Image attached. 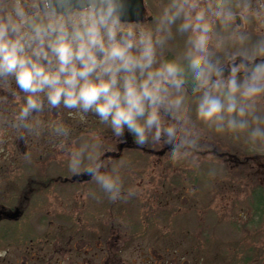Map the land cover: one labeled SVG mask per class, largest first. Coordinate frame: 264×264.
<instances>
[{
    "label": "clouds",
    "instance_id": "clouds-1",
    "mask_svg": "<svg viewBox=\"0 0 264 264\" xmlns=\"http://www.w3.org/2000/svg\"><path fill=\"white\" fill-rule=\"evenodd\" d=\"M140 2L0 0V104L17 105L0 120L22 137L51 133L70 172L112 201L135 189L97 136L73 139L64 113L163 144L173 161L198 155L202 129L264 146V0H165L156 16Z\"/></svg>",
    "mask_w": 264,
    "mask_h": 264
},
{
    "label": "flooded vegetation",
    "instance_id": "flooded-vegetation-1",
    "mask_svg": "<svg viewBox=\"0 0 264 264\" xmlns=\"http://www.w3.org/2000/svg\"><path fill=\"white\" fill-rule=\"evenodd\" d=\"M143 5L144 12L151 13L152 16L158 15L157 6L160 5L153 6V0H143ZM176 39L182 41L180 37ZM172 54L173 51L166 50L164 55ZM15 107L16 104H0V116ZM55 115L42 114L46 121L55 119ZM62 118L70 125L73 139L91 133L102 141V158H113L112 162L120 167L124 189L134 188L135 195L112 201L83 171L79 175L57 172V168L69 170L68 166L62 168L64 165L61 163L62 160H69V155L57 148L58 139L55 136L45 130L39 136L25 134L22 137L23 130L17 132L0 120V183L9 181L6 178L8 170H20L23 174L17 176L22 180L19 186L25 182L28 188L19 187L16 203L12 206L4 203L8 201L6 193L2 191L0 194V264H151L152 253H142L137 258V255L134 257L131 253L124 257L122 251L134 248L153 250L158 242L145 243L136 240L138 234H145L151 228L150 224L155 221L167 219L175 223L176 218H183L185 214L198 219L206 202L201 198L202 186H213L216 175L212 173H216L217 165L209 163L201 166L197 165L199 163L179 160L178 166L170 167L171 163L163 162L162 178L157 181V177L151 178L165 189H162L163 195H148L150 198L146 201H138L137 196L146 185L144 178L149 173L156 175L154 168L147 172L154 163L121 162L124 154H133V158L141 153L164 157L166 147L163 145L160 150L147 146L140 148L127 133V142H121L113 137L110 128L100 124L92 115L81 120L70 118L64 113ZM251 157L255 160L262 156L258 153L247 156L244 160L232 157L230 162H237L233 165L234 168L241 165L244 167L243 164ZM31 168L35 172L29 176L27 170ZM204 172H208L212 180ZM262 182L264 183V178ZM8 183L6 190L12 188ZM59 187L65 188L67 193L57 192L62 189ZM54 188L57 191L50 197L70 204V210L65 215L41 208L40 203L45 192ZM153 198L158 207L143 217L139 212L141 202L151 201ZM33 200L35 203L39 202L36 205L37 210L33 211V216L28 217L27 208ZM189 200L192 204L187 208L185 205ZM18 209L19 215L14 218ZM178 228L184 230L183 220ZM164 247L172 248L169 243ZM14 248L18 250L17 257L10 254L11 251L14 252Z\"/></svg>",
    "mask_w": 264,
    "mask_h": 264
},
{
    "label": "rangeland",
    "instance_id": "rangeland-1",
    "mask_svg": "<svg viewBox=\"0 0 264 264\" xmlns=\"http://www.w3.org/2000/svg\"><path fill=\"white\" fill-rule=\"evenodd\" d=\"M163 2H165V0H153V6L160 5ZM157 8L159 9V6H157ZM252 30L253 26L250 25V31ZM253 34H255V32ZM182 47L183 42L176 39L170 41L166 50L177 53ZM147 147L160 150L163 144L149 145ZM258 153L262 157L255 158V160L252 157L247 159V163L243 164L244 167L241 165L239 167L235 166L234 168L233 165L237 162H230V160L232 161V157L237 160H244L245 157L257 155ZM30 156L31 154L28 155V157ZM133 156V154L129 153L124 154L121 162L135 161L141 163L145 161L154 163V165H152L154 167L150 165L147 172L154 168L155 170H153V172L156 173V175L153 176L149 173L147 174L148 176L144 178V183H146V185L139 192L137 200L146 201L150 198L148 195L162 196V189H165L158 185V182L151 180V178L157 177L156 181L162 178L163 170L161 168L163 165L161 163L169 162L171 163L170 167H174L178 166L177 162L179 160L173 161L168 152L165 153L164 157L151 156L150 154L145 155L142 153L138 154L135 158H133ZM182 161L193 164L199 163L197 165L201 166L209 163L217 165L216 173H212L216 175L213 186L208 184L202 186L201 198L209 204L204 203L202 206V213L198 216L199 227L195 223L188 225L191 231L190 233H193V238L194 235L197 236L195 240L193 239L194 246L197 248L192 246V241L190 242L188 238L189 235L186 234L185 231L180 235L175 234L167 236L161 233L165 231L162 226L163 223L155 221L153 224L159 225V227L155 226L154 231L151 229L152 231L146 233L144 237L138 236L136 241L145 243H150L152 241H170L174 239L177 240L180 236H183L181 247L177 249H164V245L168 243L165 242L156 244L153 250H135V248L123 250L124 257H128L131 253L132 256L135 257V255H137V258H139V255L142 253L147 255L152 253L154 257L151 264H264V205L261 208L262 212L256 211V202L252 199L253 193L260 188V183L264 185L262 182L264 178V167H260L262 164L264 165V146L254 148L246 143L243 138H238L231 134L220 135L207 129H202L198 155L194 157L190 156ZM61 163L64 165L62 168H66V166H68V159L62 160ZM27 172L30 176L33 175L35 171L31 168V170H27ZM57 172L66 173L70 172V170L57 168ZM189 172L190 170L188 169L187 173ZM20 173H22L20 170H8L6 178L9 180V183H0V194L2 191L6 193V200L8 199V201L4 203H8L10 206L16 203V197L20 191L19 187H26L24 181V184L19 186L22 180L15 178L19 176ZM204 173L212 180L208 172ZM7 183L12 185V188L9 187V190L5 188ZM156 183L158 186L155 185ZM56 189L57 188L52 190L49 189V191L45 192L41 200L42 203H40L42 206L41 208L65 215L68 209L70 210V204L64 203L61 200H56L55 197H50L56 193ZM65 190V188H62L61 191L58 190L57 192L66 194L67 191ZM255 196L257 197L259 195L255 194ZM154 199L155 198L143 203L141 202L142 207L139 208V212L143 217H146L153 209L158 207L157 204L153 202ZM189 201L190 202L185 205L187 208L192 204V201ZM37 203L39 202L35 203L34 200L29 203L27 208L28 217L33 216V211L37 210ZM187 217L191 216L187 215L186 218ZM180 223H182V221H180ZM169 228L168 226L166 229ZM166 237L169 238L167 240H162V238ZM171 246L174 247L176 245L173 244ZM13 251L14 252L11 251L10 254L17 257V248H14Z\"/></svg>",
    "mask_w": 264,
    "mask_h": 264
},
{
    "label": "trees",
    "instance_id": "trees-1",
    "mask_svg": "<svg viewBox=\"0 0 264 264\" xmlns=\"http://www.w3.org/2000/svg\"><path fill=\"white\" fill-rule=\"evenodd\" d=\"M257 192V191H256ZM259 192V191H258ZM255 194V193H254ZM254 196V195H253ZM256 196H254V199H253V197H252V199H253V201H255L256 202V206H255V210L256 211H260L261 210V208L263 207V205H264V195L261 193V192H259V196H257L256 198H255Z\"/></svg>",
    "mask_w": 264,
    "mask_h": 264
},
{
    "label": "water",
    "instance_id": "water-1",
    "mask_svg": "<svg viewBox=\"0 0 264 264\" xmlns=\"http://www.w3.org/2000/svg\"><path fill=\"white\" fill-rule=\"evenodd\" d=\"M136 7V4L134 3V5H133V8H135ZM139 7H140V9H141V12L143 13V6H142V0H141V2H140V4H139ZM133 19H135V16H133ZM18 215H19V213H18V211L14 214V218H16V217H18Z\"/></svg>",
    "mask_w": 264,
    "mask_h": 264
},
{
    "label": "bare ground",
    "instance_id": "bare-ground-1",
    "mask_svg": "<svg viewBox=\"0 0 264 264\" xmlns=\"http://www.w3.org/2000/svg\"><path fill=\"white\" fill-rule=\"evenodd\" d=\"M262 193L264 194V188L262 189ZM259 212H262V209Z\"/></svg>",
    "mask_w": 264,
    "mask_h": 264
}]
</instances>
